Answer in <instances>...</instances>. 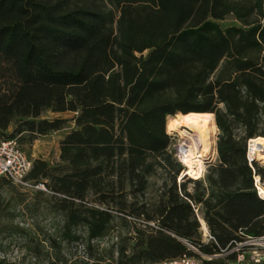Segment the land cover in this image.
<instances>
[{
	"label": "trees",
	"instance_id": "trees-1",
	"mask_svg": "<svg viewBox=\"0 0 264 264\" xmlns=\"http://www.w3.org/2000/svg\"><path fill=\"white\" fill-rule=\"evenodd\" d=\"M227 15L239 23L223 25ZM188 110L214 113L217 156L204 178L178 180L166 123ZM46 111L74 123L60 159L32 158L25 178L61 216L50 239L60 250L82 242L94 264H145L189 244L219 252L239 227L264 232L247 159L249 139L264 135V0H0V138L31 144L62 129L68 118ZM189 199L216 241L201 240ZM11 205L0 192V235L21 230L4 220ZM115 228L104 255L95 240Z\"/></svg>",
	"mask_w": 264,
	"mask_h": 264
},
{
	"label": "rangeland",
	"instance_id": "rangeland-1",
	"mask_svg": "<svg viewBox=\"0 0 264 264\" xmlns=\"http://www.w3.org/2000/svg\"><path fill=\"white\" fill-rule=\"evenodd\" d=\"M223 25L231 23H239L232 15H227L221 20ZM47 116H65L67 121L60 130L40 135L31 144L20 142L22 149L31 157H43L50 160H59V141L60 137L66 129L73 125L74 121L70 118L71 112H53L46 111ZM170 135L169 149H179L182 142V135L178 130L168 131ZM217 133H214L215 152L207 156L211 160H205V168L216 158V141ZM207 157V158H208ZM257 167L264 169L263 160L255 158ZM184 165V163L181 161ZM161 170L149 175V188L147 196L153 199L157 189L162 182ZM186 177L183 176L181 180ZM0 184V192L4 200H12V205L8 208L4 220L13 226H20L21 230L13 232H5L0 235V255L10 260H16L26 264L34 262H42L43 264H94L93 259L88 253L86 246L80 243L67 244L62 242L61 250L57 246L50 243L52 236L56 235L61 224V216L49 208L48 195L46 193H38V188H44L41 184L22 186L15 182ZM194 183L188 182V188L193 189ZM24 196L25 200L20 198ZM13 212L11 214L10 212ZM119 230L115 228L110 236L95 240V244L99 250L108 255V248L113 242L118 240ZM101 264V263H100Z\"/></svg>",
	"mask_w": 264,
	"mask_h": 264
},
{
	"label": "built area",
	"instance_id": "built-area-1",
	"mask_svg": "<svg viewBox=\"0 0 264 264\" xmlns=\"http://www.w3.org/2000/svg\"><path fill=\"white\" fill-rule=\"evenodd\" d=\"M251 139V138H250ZM250 139L247 145V159L253 169V186L258 196L264 198L261 187L264 186V176L257 171L255 156L250 150ZM175 155L182 161L180 148L175 150ZM183 162V161H182ZM32 158L22 149L17 136L0 138V176H6L13 182L26 186L32 185L25 176L31 167ZM207 168H203L200 178L205 177ZM184 169L178 176L180 180L186 174ZM41 184H36L39 186ZM195 214L200 222L199 230L203 242L216 241L210 232L208 224L200 209V205L189 199ZM152 225L157 226L153 221ZM191 253H183L177 256L165 257L150 261L145 264H206V260H221V264H264V232L259 235L247 233L243 227L235 231V235L228 243L216 253L202 252L197 246L189 244Z\"/></svg>",
	"mask_w": 264,
	"mask_h": 264
},
{
	"label": "bare ground",
	"instance_id": "bare-ground-1",
	"mask_svg": "<svg viewBox=\"0 0 264 264\" xmlns=\"http://www.w3.org/2000/svg\"><path fill=\"white\" fill-rule=\"evenodd\" d=\"M168 131L178 130L182 135L180 144L182 161L186 174L200 178L208 154L215 152L214 133L217 129L214 113L211 111L188 110L169 116L166 123ZM250 150L255 158L264 163V135L250 139ZM264 196V186L261 187Z\"/></svg>",
	"mask_w": 264,
	"mask_h": 264
},
{
	"label": "water",
	"instance_id": "water-1",
	"mask_svg": "<svg viewBox=\"0 0 264 264\" xmlns=\"http://www.w3.org/2000/svg\"><path fill=\"white\" fill-rule=\"evenodd\" d=\"M218 128V127H217ZM216 155H217V141H216ZM207 160H211L209 157L206 158Z\"/></svg>",
	"mask_w": 264,
	"mask_h": 264
},
{
	"label": "crops",
	"instance_id": "crops-1",
	"mask_svg": "<svg viewBox=\"0 0 264 264\" xmlns=\"http://www.w3.org/2000/svg\"><path fill=\"white\" fill-rule=\"evenodd\" d=\"M65 131L63 132V134L61 135L60 139L62 138V136L64 135Z\"/></svg>",
	"mask_w": 264,
	"mask_h": 264
}]
</instances>
